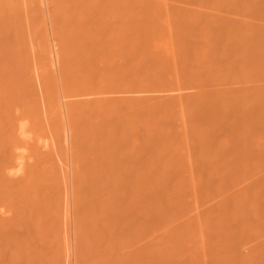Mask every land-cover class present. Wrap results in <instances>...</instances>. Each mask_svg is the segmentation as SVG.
I'll return each mask as SVG.
<instances>
[{"label": "bare ground", "instance_id": "6f19581e", "mask_svg": "<svg viewBox=\"0 0 264 264\" xmlns=\"http://www.w3.org/2000/svg\"><path fill=\"white\" fill-rule=\"evenodd\" d=\"M263 163L264 0H0V264L69 263L71 207L78 264H118L114 209L152 231L131 264H163L168 176ZM235 199L195 217L203 253Z\"/></svg>", "mask_w": 264, "mask_h": 264}, {"label": "rangeland", "instance_id": "374dc122", "mask_svg": "<svg viewBox=\"0 0 264 264\" xmlns=\"http://www.w3.org/2000/svg\"><path fill=\"white\" fill-rule=\"evenodd\" d=\"M49 25L48 21V29L52 34ZM39 90L42 97L40 87ZM262 169L247 173L223 172V174L212 175L209 177L213 183L212 187L218 188L214 191H203L204 193H198V191L206 185L207 178L205 184L204 181H199L200 185H197L199 189L196 187L193 190L189 186V182L193 180L190 174H170L168 180L171 187L167 190L168 192L174 190L176 197L173 204L168 205L169 218L159 222L157 233L163 264H264V167ZM202 176L195 175L197 180H200ZM227 194L236 198V208L222 218H214L215 224L223 221V233L217 235L216 232L213 237L211 223L203 220V226L207 228L204 235L205 246L210 248L211 244L217 243L222 253H203L201 238L197 235L201 224L195 220V217L199 212L205 216ZM163 197H165L164 193ZM71 210L72 207L69 213L68 229L66 227L65 230H59L60 234L57 233L56 238L62 243L68 233L70 240L67 245L71 246L69 254L71 261L69 260L67 264H76L77 258L85 249H83L80 235L74 233L76 228L72 219L74 218L73 210ZM132 211L114 209L110 212L111 228L109 227L108 230L114 229L117 236L110 256L115 257L118 264L123 262L131 264L130 259L134 256V252L145 249L152 240V236L149 235V232H152L151 229L145 231L135 229L133 223L135 216ZM189 223L192 226L189 232L184 233L186 237L180 236L179 234ZM74 236L77 238L75 239ZM75 242L78 246L81 243V249L75 246ZM218 255L219 258H217ZM2 256L3 264H27V253H2Z\"/></svg>", "mask_w": 264, "mask_h": 264}]
</instances>
